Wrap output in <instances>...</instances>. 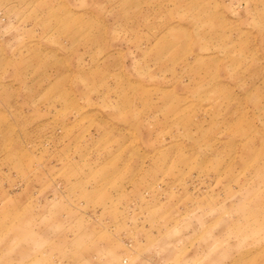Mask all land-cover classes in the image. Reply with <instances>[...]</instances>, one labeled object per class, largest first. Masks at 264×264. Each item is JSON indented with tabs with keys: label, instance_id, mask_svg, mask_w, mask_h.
Here are the masks:
<instances>
[{
	"label": "rangeland",
	"instance_id": "rangeland-1",
	"mask_svg": "<svg viewBox=\"0 0 264 264\" xmlns=\"http://www.w3.org/2000/svg\"><path fill=\"white\" fill-rule=\"evenodd\" d=\"M0 264H264V0H0Z\"/></svg>",
	"mask_w": 264,
	"mask_h": 264
}]
</instances>
